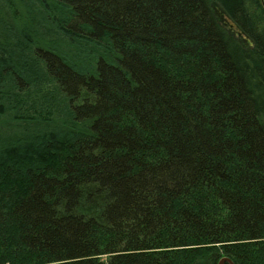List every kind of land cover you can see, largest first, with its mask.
<instances>
[{"label": "trees", "instance_id": "1", "mask_svg": "<svg viewBox=\"0 0 264 264\" xmlns=\"http://www.w3.org/2000/svg\"><path fill=\"white\" fill-rule=\"evenodd\" d=\"M224 258L264 264V0H0V264Z\"/></svg>", "mask_w": 264, "mask_h": 264}, {"label": "rangeland", "instance_id": "2", "mask_svg": "<svg viewBox=\"0 0 264 264\" xmlns=\"http://www.w3.org/2000/svg\"><path fill=\"white\" fill-rule=\"evenodd\" d=\"M217 11V9H216ZM219 13V12H218ZM222 20H225L227 25L229 26V28L232 30V31H235L234 29V25L232 23H230L229 21H227L226 19H222ZM230 31V30H228ZM231 32V31H230ZM235 37H237L242 43H248V40L247 38L239 31L238 35L236 33H233L231 32Z\"/></svg>", "mask_w": 264, "mask_h": 264}, {"label": "water", "instance_id": "3", "mask_svg": "<svg viewBox=\"0 0 264 264\" xmlns=\"http://www.w3.org/2000/svg\"><path fill=\"white\" fill-rule=\"evenodd\" d=\"M225 263L233 264L229 259H226V258L222 259V260L219 262V264H225Z\"/></svg>", "mask_w": 264, "mask_h": 264}]
</instances>
